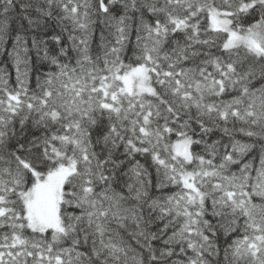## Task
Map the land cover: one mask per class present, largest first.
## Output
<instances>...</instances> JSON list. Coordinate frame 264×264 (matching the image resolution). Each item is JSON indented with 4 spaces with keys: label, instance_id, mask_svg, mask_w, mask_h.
I'll return each instance as SVG.
<instances>
[{
    "label": "snow or ice",
    "instance_id": "obj_1",
    "mask_svg": "<svg viewBox=\"0 0 264 264\" xmlns=\"http://www.w3.org/2000/svg\"><path fill=\"white\" fill-rule=\"evenodd\" d=\"M45 5L77 57L0 73V264H264V0Z\"/></svg>",
    "mask_w": 264,
    "mask_h": 264
},
{
    "label": "trees",
    "instance_id": "obj_2",
    "mask_svg": "<svg viewBox=\"0 0 264 264\" xmlns=\"http://www.w3.org/2000/svg\"><path fill=\"white\" fill-rule=\"evenodd\" d=\"M37 4L46 7L45 0H0V73H7L11 85L16 82V66L27 67L31 74V84L35 87L36 77L54 70L50 60L57 56L62 61H75L77 53L69 46L70 26L64 22L62 12L53 6L51 14L37 11ZM120 8V4L116 5ZM121 11L123 9L121 8ZM93 29L96 39L92 42L93 54L99 53V43L108 28L103 17L94 18ZM67 56L60 55L61 49ZM17 60L21 63L17 65Z\"/></svg>",
    "mask_w": 264,
    "mask_h": 264
}]
</instances>
